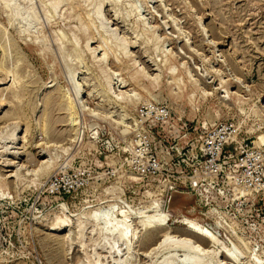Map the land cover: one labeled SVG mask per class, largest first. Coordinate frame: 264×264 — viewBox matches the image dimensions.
<instances>
[{
  "label": "rangeland",
  "instance_id": "374dc122",
  "mask_svg": "<svg viewBox=\"0 0 264 264\" xmlns=\"http://www.w3.org/2000/svg\"><path fill=\"white\" fill-rule=\"evenodd\" d=\"M225 122L264 162V0H0V264H264V190L171 191Z\"/></svg>",
  "mask_w": 264,
  "mask_h": 264
},
{
  "label": "built area",
  "instance_id": "2783aa9c",
  "mask_svg": "<svg viewBox=\"0 0 264 264\" xmlns=\"http://www.w3.org/2000/svg\"><path fill=\"white\" fill-rule=\"evenodd\" d=\"M152 114L153 122L165 123L168 113L165 108L150 109L146 117ZM148 118V117H147ZM152 122V123H153ZM236 127L232 122L215 123L210 126L200 137L199 144L195 148L193 160L189 165V172L171 188L172 194L179 196H191L195 199L196 210H203V216L207 214V205L214 204L222 208L237 202L242 197L264 190V162L257 160L256 147L245 139L238 140ZM231 149L238 153V159L233 167L224 169L226 160L233 159L234 155L226 153ZM225 154H228L225 157ZM158 162L151 158L146 167L151 172L158 170ZM68 188H56L55 193L69 192ZM205 230L207 224H200Z\"/></svg>",
  "mask_w": 264,
  "mask_h": 264
},
{
  "label": "bare ground",
  "instance_id": "6f19581e",
  "mask_svg": "<svg viewBox=\"0 0 264 264\" xmlns=\"http://www.w3.org/2000/svg\"><path fill=\"white\" fill-rule=\"evenodd\" d=\"M88 44V43H87ZM14 139V138H13ZM262 140V139H261ZM8 149V148H7ZM20 157V156H19ZM4 164V163H3ZM16 168V167H15ZM107 211V210H106ZM161 211V210H160ZM101 213V212H100ZM107 213V212H106ZM100 215V214H99ZM161 216H162V214H160ZM101 216H103V215H101ZM161 216H159V217H161ZM100 217V216H99ZM163 217H166V216H164L163 215ZM162 217V218H163ZM104 218V217H103ZM152 219H153V217H151ZM160 220H162L161 218H159ZM166 219V218H165ZM165 219L163 218V220H164V222H165ZM154 220V219H153ZM105 221V220H104ZM118 221H120V220H118ZM141 221V220H140ZM156 221V220H155ZM148 222V221H147ZM147 222H145V223H147ZM150 222V221H149ZM162 222V221H161ZM160 222V223H161ZM164 222H162L163 224H164ZM142 223H144V221L142 222ZM115 225H113V231H114V240L116 241V242H121V241H123L124 242V240L126 239V237H127V234H128V226H127V224L123 221V222H120V223H114ZM156 224H158V223H156ZM143 226L144 225H146V224H142ZM148 225V224H147ZM151 225V224H150ZM154 225V224H153ZM152 226V225H151ZM160 226V225H159ZM197 226V225H196ZM150 227V226H149ZM188 227V230L192 233V234H195V235H197V236H200V237H202V238H204V239H206V240H208V241H210V242H213L214 240H216L215 239V237L213 238V237H211V235H209V232H207L206 230H205V233L207 234V235H209V237L210 238H213V241L212 240H210L209 239V237L204 233V231H200L198 228L199 227H195L194 225H193V223L191 224V223H189V225L187 226ZM109 228H111V227H109ZM201 229V228H200ZM204 230V229H203ZM112 233V232H111ZM211 234V233H210ZM113 236V235H112ZM167 237V239L169 238L168 236L169 235H164V237ZM177 236V235H176ZM183 236V235H182ZM212 236H213V234H212ZM178 237V239H181V238H179V236H177ZM171 238H173V236H171ZM170 238V239H171ZM174 239V238H173ZM175 239H176V237H175ZM189 240L190 239H181L180 241L179 240H176V241H173V242H178V243H175L174 245H172V247L173 248H179L180 249V251L182 250L185 254L186 253H189V255H192V256H194V257H189V258H191L190 259V261H188V259H187V262H185V263H187V264H200L199 262H198V260L196 259V258H198V257H195V256H197V255H199V253H198V251L200 250H196V248L197 247H199V246H196V247H191V246H195V245H193V244H191V243H189ZM165 239H164V241L162 240V242H161V245H162V243H165ZM170 241V240H169ZM191 241V240H190ZM167 242V241H166ZM215 242V241H214ZM170 243V242H169ZM172 243V242H171ZM193 243H195L194 241H193ZM216 243V242H215ZM116 244V243H115ZM190 244H191V246H190ZM210 244V243H209ZM214 243H212V245H213ZM217 244V243H216ZM169 245V244H168ZM211 245V244H210ZM209 245V246H210ZM165 246H167V245H165ZM164 246V247H165ZM159 247H160V245H159ZM162 247V246H161ZM169 248V247H168ZM210 248H212V247H210ZM159 249H161V248H159ZM204 250H208V248L207 249H204ZM158 252V251H157ZM200 252H204V251H202V250H200ZM205 253H207V252H205ZM184 254V255H185ZM204 254V253H203ZM154 255H156V254H154ZM183 255V254H182ZM173 256H175V255H173ZM183 258V257H182ZM162 259V258H161ZM185 259V258H184ZM175 260H177V259H175ZM186 260V259H185ZM169 261V260H168ZM185 263H183V264H185ZM171 264V263H170ZM177 264V263H176Z\"/></svg>",
  "mask_w": 264,
  "mask_h": 264
}]
</instances>
